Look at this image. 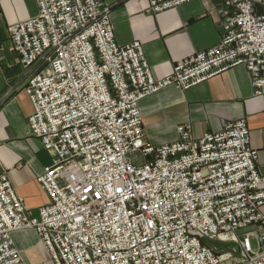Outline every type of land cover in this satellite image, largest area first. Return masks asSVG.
<instances>
[{"label":"built area","instance_id":"2783aa9c","mask_svg":"<svg viewBox=\"0 0 264 264\" xmlns=\"http://www.w3.org/2000/svg\"><path fill=\"white\" fill-rule=\"evenodd\" d=\"M9 28L33 105L31 135L54 155L37 181L49 202L25 208L0 175V264H24L12 235L33 230L53 264H264V177L245 118L154 145L140 102L236 67L264 96V11L218 0L219 43L155 80L143 45L117 44L104 0H35ZM195 0H148L159 14ZM255 241L256 248L252 241Z\"/></svg>","mask_w":264,"mask_h":264},{"label":"crops","instance_id":"0c3cea01","mask_svg":"<svg viewBox=\"0 0 264 264\" xmlns=\"http://www.w3.org/2000/svg\"><path fill=\"white\" fill-rule=\"evenodd\" d=\"M104 2L111 10L117 44L141 42L157 81L170 76L177 63L216 46L221 39L218 0H195L159 14L148 12V0ZM254 2L264 11V0ZM37 15L35 0H0V175H7L31 212L49 202L37 178L51 164L29 126L34 110L25 87L36 67L20 65L10 50L9 28ZM140 110L145 140L154 145L177 141L181 126H190L193 137L199 139L245 118L252 147L258 152L257 168L264 177V96L254 95L246 68H233L186 91L165 88L142 100ZM12 237L24 264H53L35 231L15 232Z\"/></svg>","mask_w":264,"mask_h":264},{"label":"rangeland","instance_id":"374dc122","mask_svg":"<svg viewBox=\"0 0 264 264\" xmlns=\"http://www.w3.org/2000/svg\"><path fill=\"white\" fill-rule=\"evenodd\" d=\"M47 160H48V164H52L53 163V159H54V155L50 152V151H47ZM262 212L264 213V208L262 209ZM252 244H253V247L256 248V243L255 241L253 240L252 241Z\"/></svg>","mask_w":264,"mask_h":264}]
</instances>
